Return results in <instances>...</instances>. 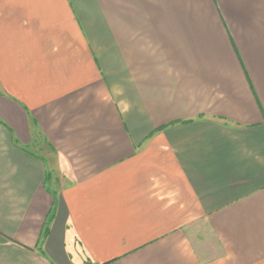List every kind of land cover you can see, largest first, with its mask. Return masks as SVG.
Listing matches in <instances>:
<instances>
[{"label": "crops", "instance_id": "1", "mask_svg": "<svg viewBox=\"0 0 264 264\" xmlns=\"http://www.w3.org/2000/svg\"><path fill=\"white\" fill-rule=\"evenodd\" d=\"M0 264H264V0H0Z\"/></svg>", "mask_w": 264, "mask_h": 264}]
</instances>
